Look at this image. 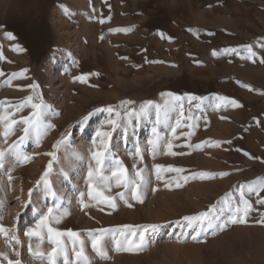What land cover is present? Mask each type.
<instances>
[{"label":"rangeland","instance_id":"rangeland-1","mask_svg":"<svg viewBox=\"0 0 264 264\" xmlns=\"http://www.w3.org/2000/svg\"><path fill=\"white\" fill-rule=\"evenodd\" d=\"M261 60L264 0H0V225L19 240L0 233V264H264ZM97 131L111 133L99 164ZM51 151L49 188L36 181ZM49 208L65 235H25Z\"/></svg>","mask_w":264,"mask_h":264},{"label":"snow or ice","instance_id":"snow-or-ice-1","mask_svg":"<svg viewBox=\"0 0 264 264\" xmlns=\"http://www.w3.org/2000/svg\"><path fill=\"white\" fill-rule=\"evenodd\" d=\"M118 30H121V29H118ZM8 36L12 39H15V37H12L11 33L8 34ZM17 48H20L19 45H16ZM21 51H23V49L21 48L20 49ZM227 51V50H225ZM233 51H235L233 49ZM248 51L250 53H252V55H255V53L252 51V48L249 47ZM262 63H264V60H261ZM26 71V70H24ZM15 75V74H13ZM81 80H83V77H80ZM167 95L173 97L174 99H180L179 96H175L174 94L172 93H168ZM28 100H31L32 98L31 97H28L27 98ZM193 99H196L195 97H193ZM220 99L222 100H226L228 101L229 98L227 97H221ZM233 106L235 107H240L241 105L235 100V99H232L229 101ZM133 103L132 101H122L121 104H131ZM152 102L151 101H148L146 102V104H151ZM33 108H38L40 107V105H36V104H33L32 105ZM107 111L109 112H112L113 109L111 107H109L107 109ZM119 115V114H117ZM24 120V123L26 125H28L27 127L24 128V133H25V136L28 135V133L30 132V130L32 129H35L37 130L38 134H39V129H40V121H39V117L37 116L36 118H33L31 120L27 119V118H22ZM15 123V121L13 122ZM109 124H111L114 128L117 126L116 125V122L114 120H109L108 121ZM177 124H179V121H177ZM50 127H55V125H49ZM175 131V129H173V132ZM5 135H7V133H5ZM111 137V133L108 132V131H104V132H101V131H97V138L99 139V142H97L96 139H94L93 141V144L95 146V150L92 151V157L93 159L96 160V162L99 164L102 162L103 158H104V155H105V152L107 151V143H106V140L108 138ZM24 139V137H20V141L22 142ZM64 139H66L65 137H62L60 140H57L54 144H53V149H57L63 142H64ZM217 144H219L220 142H216ZM197 147H199V145H197ZM9 154L10 155H15L16 158L19 160V159H23L25 161H27L28 159H30L27 155H24V154H21L19 151H16L14 148H10L9 149ZM45 155L51 157V159L48 161V164L47 166L45 167L44 169V172L41 174L40 176V179L36 181V184L37 185H40L41 183H43L44 185L46 186H49L50 188V181L48 180V177L50 175V173L52 172L53 170V161H55L57 159V156H56V151H51V152H48V153H45ZM245 155H249L248 153H245ZM4 156H5V151L4 150H0V167H3V160H4ZM156 169H162L164 168L165 166L164 165H155ZM169 169H171L172 166H167ZM176 171H180V169H175ZM121 172H123L124 170L121 168L120 169ZM142 171L143 170H138L137 173H136V176L137 177H140V183H135V181H133L132 183L134 184V189H133V196L135 199H137L138 201H140L141 203L143 202V200L141 199V196H142V193H140L139 191H137L138 189H140L142 186H147L148 184V179L144 176H142ZM89 179H91L93 177V173L92 171L90 170L89 171ZM113 175L115 176L116 173H113ZM200 175L202 177H206V176H212V175H227V173H216V174H213V173H200ZM158 178L159 175H158ZM12 180V177L9 175V181ZM167 186V185H166ZM177 186H180V185H177ZM244 186H241V189L243 188ZM90 188H91V185H90ZM249 188L251 190H255L252 188L251 185H249ZM156 189H153V191H155ZM32 192V189H29V194H31ZM54 195V193H53ZM88 195L91 197L92 196V192L89 191ZM121 195V198H123V194H120ZM94 198V197H93ZM105 200L109 201L111 203V207L113 209L116 208V204L114 202H112V197H105L104 198ZM0 203H2V201H0ZM259 203L261 204H264V200H261L259 201ZM243 204H244V207L243 209H241L239 206L236 207V215H234L233 217L230 218V222L231 223H237V222H240V223H243L245 222V220L243 218H240V219H237V216L238 214L243 211L245 214L250 210L251 208V205L249 204L248 201H243ZM83 207H87V205H84L82 204ZM131 207V205H129ZM52 209L49 208L48 209V214L45 215V214H41V216L39 217V222L37 223L36 225V229H33V228H29L27 230V232L25 233V235L29 236V237H33V236H39L40 235V232L38 231V229H43V228H47V231L49 234L51 235H54L56 237H61L63 235H65L64 232H60L58 231L57 229L51 227L47 222H48V218H49V215H51L52 213ZM210 210L209 211H206V212H201L195 216H192V217H183V219L185 221H196L197 223L199 224H203L204 222L206 221H209L211 218H210ZM19 215V214H18ZM58 222V221H57ZM227 223L228 221H225V224L224 225H220L219 227H225L227 226ZM162 225H156V224H152V225H148L146 226L147 228H150L152 229L153 231H155L157 228L161 227ZM191 223L188 224V227H191ZM124 228H131V226L129 225H124L123 226ZM90 232L91 231H96V230H89ZM101 232L103 231H106V230H100ZM0 233H3L6 237L7 240L9 241H15L16 243H19V240H18V237H16L15 235H12L11 234V230H6L4 228L3 225H0ZM67 235L69 236H72V237H79V234L77 232H73L72 230H67ZM133 235H136V233L134 232ZM198 235V234H197ZM196 237L194 236L193 239H195ZM145 240V232L144 231H141L139 233V244L142 245L143 242ZM59 243V242H57ZM93 248L95 249L96 248V242L93 241ZM119 250V249H117ZM125 250H130V249H125ZM56 249H53V252H55ZM17 255H19V253H16ZM39 255H43L42 253L39 254ZM50 255V254H49ZM75 255L79 258V257H83L84 256V253H83V249H81L80 251L78 252H75ZM0 256H4L6 259H7V255L6 253H0ZM86 259V257H85ZM8 264H21V261L19 259L17 260H11L9 259L8 260ZM65 264H68V261H67V257L65 258Z\"/></svg>","mask_w":264,"mask_h":264},{"label":"bare ground","instance_id":"bare-ground-1","mask_svg":"<svg viewBox=\"0 0 264 264\" xmlns=\"http://www.w3.org/2000/svg\"><path fill=\"white\" fill-rule=\"evenodd\" d=\"M6 6V5H5Z\"/></svg>","mask_w":264,"mask_h":264}]
</instances>
